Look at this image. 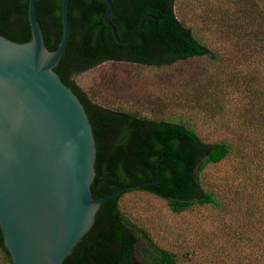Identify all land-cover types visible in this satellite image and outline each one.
Wrapping results in <instances>:
<instances>
[{"label":"trees","instance_id":"trees-1","mask_svg":"<svg viewBox=\"0 0 264 264\" xmlns=\"http://www.w3.org/2000/svg\"><path fill=\"white\" fill-rule=\"evenodd\" d=\"M61 0H35V18L47 50L56 48L61 34ZM109 21L119 40L116 44L102 23L105 5L98 0H68L69 34L61 58L52 69L70 88L84 108L91 125L95 146L92 198H100L122 186L157 182L118 193L100 204L92 226L61 264H134L139 257L145 264H178L180 257L156 245L145 230L134 225L119 209V198L131 191H143L165 201L167 209L179 214L194 205H211L219 210L222 202L200 185V175L232 152L228 142H203L189 126L155 119L139 112L113 109L90 101L72 78L104 62H125L148 68L168 67L176 62L207 58L221 63L224 52L208 46L174 11L177 0H109ZM242 24L257 35L264 60V0H252L244 9ZM216 31L224 34L216 28ZM0 36L14 42L30 39L27 0H0ZM251 37V36H250ZM250 37L226 44L240 49ZM227 57L229 54L226 55ZM250 86V85H249ZM256 95L247 87L248 101L256 100L258 120L264 116V86ZM263 97V98H262ZM262 98V100H261ZM6 264L9 255L2 244Z\"/></svg>","mask_w":264,"mask_h":264},{"label":"rangeland","instance_id":"rangeland-1","mask_svg":"<svg viewBox=\"0 0 264 264\" xmlns=\"http://www.w3.org/2000/svg\"><path fill=\"white\" fill-rule=\"evenodd\" d=\"M251 1L175 3L176 16L195 27L201 41L224 52L221 63L197 58L148 68L104 62L72 78L94 103L189 126L203 142L232 147L200 175L201 188L221 200V210L194 205L173 214L164 200L143 191L119 198L125 217L179 256L178 264H264V116L249 118L257 108L246 92L250 87L259 95L263 88L264 60L252 33L256 27L242 24ZM222 26L224 34L216 31ZM245 37L250 42L242 48H226L230 40ZM0 264H6L1 253ZM134 264L145 261L136 257Z\"/></svg>","mask_w":264,"mask_h":264},{"label":"water","instance_id":"water-1","mask_svg":"<svg viewBox=\"0 0 264 264\" xmlns=\"http://www.w3.org/2000/svg\"><path fill=\"white\" fill-rule=\"evenodd\" d=\"M105 5L102 23L118 45ZM67 2L60 1L61 34L47 50L27 0L30 39L0 36V233L10 264H61L88 232L101 203L118 193L157 182L122 186L92 198L95 146L83 106L52 71L68 34Z\"/></svg>","mask_w":264,"mask_h":264}]
</instances>
